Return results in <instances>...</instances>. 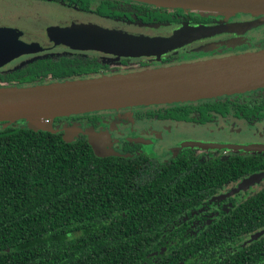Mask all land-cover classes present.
<instances>
[{
  "label": "trees",
  "instance_id": "obj_1",
  "mask_svg": "<svg viewBox=\"0 0 264 264\" xmlns=\"http://www.w3.org/2000/svg\"><path fill=\"white\" fill-rule=\"evenodd\" d=\"M129 4L145 22L198 19ZM103 67L83 55L36 57L0 71V87L76 80ZM19 121H0V264H264V187L190 230L192 211L227 182L219 178L227 161L97 156L84 136L67 142L55 128Z\"/></svg>",
  "mask_w": 264,
  "mask_h": 264
},
{
  "label": "flooded vegetation",
  "instance_id": "obj_2",
  "mask_svg": "<svg viewBox=\"0 0 264 264\" xmlns=\"http://www.w3.org/2000/svg\"><path fill=\"white\" fill-rule=\"evenodd\" d=\"M24 1L38 3V8L47 14H40V23L34 32L8 25L0 19V27L13 28L23 43L36 49L20 55L6 66L15 67L36 57L64 54L88 56L106 66L95 74L73 77L82 79L200 62L264 48V18L261 14L236 12L227 15L188 10L182 11V16L197 14L198 19L177 16L178 20L150 23L130 14L133 5L129 2L141 1ZM92 3L96 5L92 7ZM105 7L109 11L125 10V14L104 13L101 8ZM260 26L263 28L260 33H253ZM186 27L209 29L198 35H186L178 47L156 55L117 53L104 49L102 45L83 46L85 41L74 38L78 35L85 39L83 35H86L87 40L89 37L94 39L90 31L96 34L97 30L149 39L169 38ZM52 122L62 137L66 129H71L73 139L84 136L88 144L85 132H93L92 135L101 138L106 149L116 152L114 156H142L166 162L186 155L199 163L227 161L231 167L228 166V172L219 176L227 182L192 211L189 226L192 232L202 225L201 222L209 223L220 213H229L264 187V86L191 100L69 114L55 117ZM258 232L264 234V228ZM258 232L252 239H243L241 245L258 239Z\"/></svg>",
  "mask_w": 264,
  "mask_h": 264
},
{
  "label": "water",
  "instance_id": "obj_3",
  "mask_svg": "<svg viewBox=\"0 0 264 264\" xmlns=\"http://www.w3.org/2000/svg\"><path fill=\"white\" fill-rule=\"evenodd\" d=\"M156 6L190 11L232 14H261L264 0H135ZM252 24H249L250 26ZM81 28V27H77ZM209 27H186L169 38L149 39L97 30L89 40L86 35L74 37L85 41L83 46L102 45L106 50L133 55L164 53L181 43L186 35H198ZM65 35V34H64ZM71 38V37H69ZM77 41V39H75ZM73 40V42H76ZM111 48V49H110ZM36 49L23 43L16 34L0 27V67ZM210 78L193 80L201 75ZM264 86V48L200 62L144 69L128 73L100 75L90 78L50 82L28 86L0 87V121L25 120L33 130L53 131L46 125L55 117L125 106L166 103L210 97ZM191 89V90H189ZM47 119V120H46ZM43 121L45 126L37 122ZM71 129L63 139L72 141ZM88 142L97 156L116 154L100 142L101 138L87 130ZM69 134V135H68ZM98 137V140L95 139Z\"/></svg>",
  "mask_w": 264,
  "mask_h": 264
},
{
  "label": "rangeland",
  "instance_id": "obj_4",
  "mask_svg": "<svg viewBox=\"0 0 264 264\" xmlns=\"http://www.w3.org/2000/svg\"><path fill=\"white\" fill-rule=\"evenodd\" d=\"M95 5L96 3H92V7H94ZM44 11L43 10L41 11V9L38 8V3L36 2L30 3L24 0H0V19L8 25L16 26L20 28L23 27L31 32H34L35 29L38 28L40 23L39 21L40 14L43 15L47 14L46 11L45 12ZM4 28H7L8 31H11L13 32V34L17 35L16 31L13 28H9V27H4ZM262 29L263 28L260 26L253 33L259 34ZM11 67H12L11 64L9 65L7 64V66L5 64V66H3L0 69L3 70ZM130 72H134V71H130ZM19 122L26 123L25 120H21ZM37 123L40 126H45V123L43 121H39ZM46 125H50L54 128L53 122Z\"/></svg>",
  "mask_w": 264,
  "mask_h": 264
},
{
  "label": "bare ground",
  "instance_id": "obj_5",
  "mask_svg": "<svg viewBox=\"0 0 264 264\" xmlns=\"http://www.w3.org/2000/svg\"><path fill=\"white\" fill-rule=\"evenodd\" d=\"M205 75H207V76H201V75H195V76H193L192 78H193V80H196V81H200L201 79H204V78H210V76L208 75V74H205ZM189 90H191V89H189Z\"/></svg>",
  "mask_w": 264,
  "mask_h": 264
},
{
  "label": "built area",
  "instance_id": "obj_6",
  "mask_svg": "<svg viewBox=\"0 0 264 264\" xmlns=\"http://www.w3.org/2000/svg\"><path fill=\"white\" fill-rule=\"evenodd\" d=\"M47 120V119H46Z\"/></svg>",
  "mask_w": 264,
  "mask_h": 264
}]
</instances>
